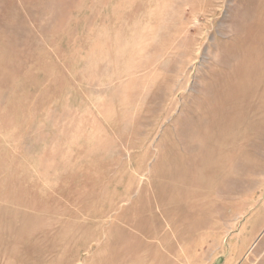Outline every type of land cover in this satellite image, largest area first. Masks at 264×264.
<instances>
[{
  "label": "rangeland",
  "instance_id": "rangeland-1",
  "mask_svg": "<svg viewBox=\"0 0 264 264\" xmlns=\"http://www.w3.org/2000/svg\"><path fill=\"white\" fill-rule=\"evenodd\" d=\"M0 264H264V0H0Z\"/></svg>",
  "mask_w": 264,
  "mask_h": 264
}]
</instances>
